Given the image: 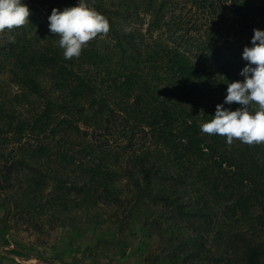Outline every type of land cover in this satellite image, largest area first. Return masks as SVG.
<instances>
[{
	"label": "trees",
	"instance_id": "trees-1",
	"mask_svg": "<svg viewBox=\"0 0 264 264\" xmlns=\"http://www.w3.org/2000/svg\"><path fill=\"white\" fill-rule=\"evenodd\" d=\"M115 1L87 0L110 31L71 60L36 6L0 32V223L137 218L173 261L264 264V143L200 131L243 79L264 0Z\"/></svg>",
	"mask_w": 264,
	"mask_h": 264
},
{
	"label": "rangeland",
	"instance_id": "rangeland-1",
	"mask_svg": "<svg viewBox=\"0 0 264 264\" xmlns=\"http://www.w3.org/2000/svg\"><path fill=\"white\" fill-rule=\"evenodd\" d=\"M23 2L38 7L49 21L51 7L47 0ZM6 209L0 196V217ZM139 220H127L125 226L110 221L96 225L80 221L76 227L52 229L46 219L42 227H36L25 220L17 221L15 216L9 224L0 223V264H186L182 256L179 262L170 256L169 234L157 238V231L152 232Z\"/></svg>",
	"mask_w": 264,
	"mask_h": 264
},
{
	"label": "clouds",
	"instance_id": "clouds-1",
	"mask_svg": "<svg viewBox=\"0 0 264 264\" xmlns=\"http://www.w3.org/2000/svg\"><path fill=\"white\" fill-rule=\"evenodd\" d=\"M30 7L23 0H0V32L26 25L30 20ZM49 30L59 36L58 46L66 60L78 58L87 44L98 35L110 31L108 18L92 7L87 0L63 10L53 8ZM14 42V41H12ZM242 58L247 64L238 79L227 83L223 103L217 104L215 115L200 125L203 134L226 138L248 145L264 143V29L255 28L250 46H245ZM222 82V81H221ZM237 103L233 110L225 105Z\"/></svg>",
	"mask_w": 264,
	"mask_h": 264
}]
</instances>
